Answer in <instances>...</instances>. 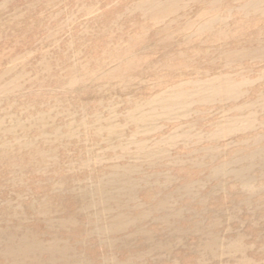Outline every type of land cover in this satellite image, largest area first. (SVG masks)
<instances>
[{
	"label": "rangeland",
	"instance_id": "1",
	"mask_svg": "<svg viewBox=\"0 0 264 264\" xmlns=\"http://www.w3.org/2000/svg\"><path fill=\"white\" fill-rule=\"evenodd\" d=\"M249 1L0 0V264H264Z\"/></svg>",
	"mask_w": 264,
	"mask_h": 264
},
{
	"label": "bare ground",
	"instance_id": "2",
	"mask_svg": "<svg viewBox=\"0 0 264 264\" xmlns=\"http://www.w3.org/2000/svg\"><path fill=\"white\" fill-rule=\"evenodd\" d=\"M202 1V0H201ZM174 3V2H173ZM140 5H141V3H140ZM174 5V4H173ZM146 9V8H145ZM239 9L240 10H242V11H247V10H252L253 12H254V14L255 13H257V14H262V15H264V0H251V1H249V2H247V3H244V5H241L240 7H239ZM166 13L168 14V13H173V9L171 8V6H168L167 7V10H166ZM214 21H216L217 20V18L215 17L214 19H213ZM253 54V53H252ZM257 54V53H256ZM256 57V56H255ZM54 59V58H53ZM214 79V78H213ZM215 80V79H214ZM215 83V82H214ZM220 83V82H219ZM231 83V82H230ZM233 83V82H232ZM231 83V84H232ZM204 84V83H203ZM206 85H208L207 83H206ZM220 84H218L217 86H219ZM238 85V84H237ZM236 85V86H237ZM209 86V85H208ZM210 86H211V84H210ZM213 86V85H212ZM214 87V86H213ZM238 87V86H237ZM204 88V87H203ZM206 88V87H205ZM219 88H220V86H219ZM211 89V88H210ZM217 89H218V87H217ZM216 89V90H217ZM239 89V88H238ZM199 90V89H198ZM233 90V89H232ZM232 90H230V91H232ZM192 92V91H191ZM190 92V93H191ZM213 92V91H212ZM224 92V90L222 91V93ZM210 93V92H209ZM221 93V92H220ZM232 93H234V92H229L228 93V95L229 94H231L230 95V97H232ZM179 94V93H178ZM208 94V93H207ZM236 94V93H235ZM203 95V94H202ZM234 95V94H233ZM209 96V95H208ZM222 96V95H221ZM225 96V95H224ZM210 97H211V95H210ZM219 97V96H218ZM235 97V96H234ZM263 98L261 99V101H260V103L258 102L257 104L261 107L260 109H264V95L262 96ZM204 98V97H203ZM236 98V97H235ZM185 99V98H184ZM220 99V98H219ZM222 100V99H221ZM232 100V99H231ZM168 101V100H167ZM174 101V100H173ZM179 101V100H178ZM168 103V102H167ZM181 103V102H180ZM256 103H251V104H249V105H245V107H239V109L240 110H246V109H248V108H254V107H256V106H258ZM175 114H177V113H175ZM252 117H253V114H249L246 118H243V117H239L240 119H237V120H235L234 119V121H233V123H230V127L229 128H227V129H224V131H226V133L225 134H229L230 133V135L229 136H231L232 134H234V133H239V132H244V131H247V130H252V128H253V122L251 121L252 120ZM230 120H231V118H230ZM228 123V122H227ZM223 126V125H222ZM228 126H229V123H228ZM224 128V127H223ZM222 130V129H221ZM220 131V130H219ZM218 132V131H217ZM232 133V134H231ZM212 136V135H211ZM215 139V138H214ZM258 141H260V139H258ZM255 157H257V158H259L260 159V165L258 166V168H260V170H262V172H263V178H264V148H262L258 153H255V154H253V155H251V159H254ZM237 161V160H236ZM245 161V160H244ZM238 162V161H237ZM254 163V162H253ZM233 164V163H232ZM254 165H255V163H254ZM253 166V165H252ZM251 166V167H252ZM229 167V166H228ZM227 167V168H228ZM232 167V166H231ZM246 167V166H245ZM246 169V168H245ZM241 170V169H240ZM247 170V169H246ZM250 170H252V169H249V171ZM237 171V170H236ZM235 171V172H236ZM249 178V177H248ZM84 190V189H83ZM99 193V192H98ZM104 221V220H103ZM243 238V237H242ZM162 242V241H161Z\"/></svg>",
	"mask_w": 264,
	"mask_h": 264
}]
</instances>
